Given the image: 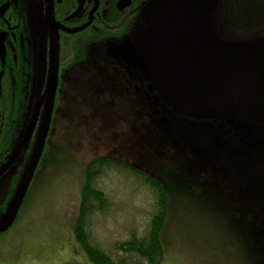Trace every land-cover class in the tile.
<instances>
[{
  "label": "rangeland",
  "instance_id": "rangeland-1",
  "mask_svg": "<svg viewBox=\"0 0 264 264\" xmlns=\"http://www.w3.org/2000/svg\"><path fill=\"white\" fill-rule=\"evenodd\" d=\"M236 9L225 35L264 38V0H244ZM98 73L76 66L64 76L55 135L45 144L55 153L24 207L0 227V264H92L73 230L84 168L101 155L153 175L178 200L182 211L172 216L161 264H264V153L258 144L235 138L218 121L173 113L148 86L128 84L125 71L99 73L97 81ZM31 90L34 96L41 91L39 78ZM94 186L108 204L91 215L88 229L114 256L117 243L145 231L155 195L118 169H103Z\"/></svg>",
  "mask_w": 264,
  "mask_h": 264
},
{
  "label": "flooded vegetation",
  "instance_id": "flooded-vegetation-1",
  "mask_svg": "<svg viewBox=\"0 0 264 264\" xmlns=\"http://www.w3.org/2000/svg\"><path fill=\"white\" fill-rule=\"evenodd\" d=\"M208 1L210 6H205ZM241 1L244 0H0V190L6 184L0 217L7 211L21 179L10 175L11 167L13 164L23 167L22 153L26 150L31 153L40 126L51 65L50 29H56L58 54L45 144L55 135L53 113L60 86L64 76L76 66H88L99 73L125 71L130 79L128 84L135 88L145 85L152 92L144 56L149 9L151 17L159 16L169 2H174L181 11L198 16L216 37L239 41L226 36L222 28L228 26V19ZM219 17H223L220 23ZM99 73L94 76L97 81ZM38 78L41 91L34 96L31 87ZM217 121L246 144L252 139L260 140L264 149V138L252 132L249 121L237 117L214 120ZM28 131L29 138L21 145ZM13 151H17V157L11 156Z\"/></svg>",
  "mask_w": 264,
  "mask_h": 264
},
{
  "label": "water",
  "instance_id": "water-1",
  "mask_svg": "<svg viewBox=\"0 0 264 264\" xmlns=\"http://www.w3.org/2000/svg\"><path fill=\"white\" fill-rule=\"evenodd\" d=\"M169 3L159 16L151 17L150 9L147 13L150 24L144 56L153 94L177 115L212 120L242 118L250 122L252 132L264 138V38L244 41L218 38L198 16ZM204 5L210 6V1ZM49 39L51 65L40 126L11 202L0 217V227L13 220L49 129L56 87V29L49 30ZM34 120L35 117L29 128ZM29 134L30 131L21 145ZM253 141L264 153L261 141L252 139L249 144ZM5 194L6 184L0 190V203Z\"/></svg>",
  "mask_w": 264,
  "mask_h": 264
},
{
  "label": "trees",
  "instance_id": "trees-1",
  "mask_svg": "<svg viewBox=\"0 0 264 264\" xmlns=\"http://www.w3.org/2000/svg\"><path fill=\"white\" fill-rule=\"evenodd\" d=\"M54 153L53 147L44 146L25 190L23 201H21L17 211H20L25 202L29 200L33 184L40 174L39 171L51 162ZM22 154L24 158L23 167L13 164L10 170L11 176L19 177L22 175L30 151H23ZM13 155L17 157L18 154L13 151L11 156ZM12 162H14V159ZM105 168L124 170L131 173L147 185L155 195V208L151 213L145 231L141 235L132 232L127 240L117 243L114 249L117 254L114 256L92 241L88 229L91 215L95 212H104L108 204L107 195L94 186L96 177ZM83 176L73 236L86 258L92 264H161L167 251V238H169L170 230L173 228L172 216L175 213L174 211H182L178 200L172 195V191L167 189L166 184L146 171L132 167L121 159L108 156L94 158L88 162L84 168ZM13 185L15 186V183ZM14 186L12 189H14Z\"/></svg>",
  "mask_w": 264,
  "mask_h": 264
}]
</instances>
